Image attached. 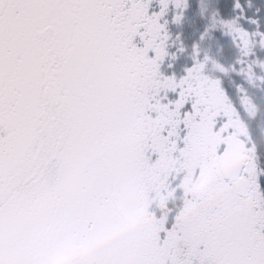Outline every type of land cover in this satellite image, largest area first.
<instances>
[{"label": "snow or ice", "instance_id": "1", "mask_svg": "<svg viewBox=\"0 0 264 264\" xmlns=\"http://www.w3.org/2000/svg\"><path fill=\"white\" fill-rule=\"evenodd\" d=\"M0 264H264V0H0Z\"/></svg>", "mask_w": 264, "mask_h": 264}, {"label": "water", "instance_id": "2", "mask_svg": "<svg viewBox=\"0 0 264 264\" xmlns=\"http://www.w3.org/2000/svg\"><path fill=\"white\" fill-rule=\"evenodd\" d=\"M238 154V153H237Z\"/></svg>", "mask_w": 264, "mask_h": 264}]
</instances>
